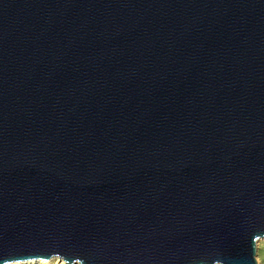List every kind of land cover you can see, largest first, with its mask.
I'll use <instances>...</instances> for the list:
<instances>
[{"label":"water","instance_id":"95a60500","mask_svg":"<svg viewBox=\"0 0 264 264\" xmlns=\"http://www.w3.org/2000/svg\"><path fill=\"white\" fill-rule=\"evenodd\" d=\"M264 0H0V264H257Z\"/></svg>","mask_w":264,"mask_h":264},{"label":"rangeland","instance_id":"374dc122","mask_svg":"<svg viewBox=\"0 0 264 264\" xmlns=\"http://www.w3.org/2000/svg\"><path fill=\"white\" fill-rule=\"evenodd\" d=\"M256 262L257 264H264V240H260L257 243ZM31 264H37V263L33 262ZM50 264H64V262H60L59 260H56V261H52Z\"/></svg>","mask_w":264,"mask_h":264},{"label":"bare ground","instance_id":"6f19581e","mask_svg":"<svg viewBox=\"0 0 264 264\" xmlns=\"http://www.w3.org/2000/svg\"><path fill=\"white\" fill-rule=\"evenodd\" d=\"M57 259H51L49 261H28V262H21V263H12V264H31L33 262H36L37 264H50L52 261H56Z\"/></svg>","mask_w":264,"mask_h":264}]
</instances>
